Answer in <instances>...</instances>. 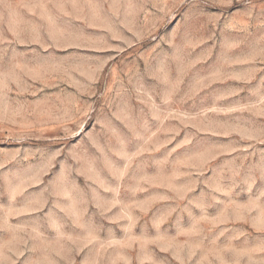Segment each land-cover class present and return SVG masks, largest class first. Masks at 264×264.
<instances>
[{"label":"rangeland","instance_id":"1","mask_svg":"<svg viewBox=\"0 0 264 264\" xmlns=\"http://www.w3.org/2000/svg\"><path fill=\"white\" fill-rule=\"evenodd\" d=\"M0 264H264V0H0Z\"/></svg>","mask_w":264,"mask_h":264}]
</instances>
